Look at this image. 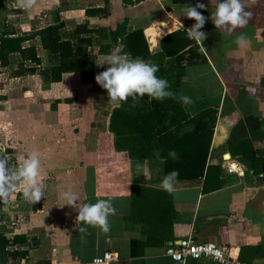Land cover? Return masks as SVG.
<instances>
[{
	"label": "crops",
	"instance_id": "0c3cea01",
	"mask_svg": "<svg viewBox=\"0 0 264 264\" xmlns=\"http://www.w3.org/2000/svg\"><path fill=\"white\" fill-rule=\"evenodd\" d=\"M197 3L205 5L198 11L206 17L200 43L188 38L185 30L195 21L182 12ZM243 3L252 12L249 23L228 31L212 22L215 0H0L5 38H26L21 47H35L41 60L35 65L12 49L6 65L0 59V157L14 155L19 164L38 153L46 193L30 202L21 191L4 202L3 215L14 228L4 234L26 238L8 247L27 252L16 264H91L107 251L117 254L111 264H174L167 248L188 238L224 245L231 259L264 264V0ZM93 10L98 12L89 14ZM60 23L64 39L92 40L89 84L77 72L52 79L59 58L36 34ZM80 25L89 31L73 35ZM241 33L247 39L242 45L236 42ZM118 45L130 58L134 51L165 72L177 105L155 120L165 131L162 140L154 133L142 140L124 129V117L145 104L141 98L115 107L95 80ZM20 65L36 71L15 76ZM149 146L164 148L165 159L144 151ZM171 149L179 159L168 156ZM205 149L202 174L179 173L172 192L160 187L169 158L198 162ZM66 190L77 193L78 205L110 200L108 231L91 225L79 231L78 209L64 205L60 195Z\"/></svg>",
	"mask_w": 264,
	"mask_h": 264
},
{
	"label": "clouds",
	"instance_id": "9594fccd",
	"mask_svg": "<svg viewBox=\"0 0 264 264\" xmlns=\"http://www.w3.org/2000/svg\"><path fill=\"white\" fill-rule=\"evenodd\" d=\"M22 7H28L23 3ZM203 3L195 6L186 4L182 8L184 16L193 18L195 23L186 31L189 39L200 43L205 40L206 32L202 30L206 17L198 11L204 8ZM211 19L217 28L234 30L249 23L252 12L244 7L243 0H215V10L211 11ZM237 44L247 42L244 34H240L236 39ZM122 45H118L108 54L105 64L108 67L95 76L96 82L107 90L109 100L115 107H119L121 101H126L128 97L132 102L147 95L148 100H163L172 96L167 79L157 76L159 66L141 57L130 58L129 54L122 53ZM180 99L185 103H190L191 99L187 95H182ZM160 149H154V155L158 159H165L160 155ZM168 156L179 159L175 149L168 152ZM140 166V165H138ZM41 162L39 154L32 152L27 155L15 168L8 160L0 157V202L8 199L9 195L17 188L22 191L23 198L30 202H38L45 198L46 193L40 183ZM178 170L173 169L168 172L160 181V187L168 192L174 190ZM64 205H74L78 209L76 220L83 221L79 231H86L87 225L99 226L103 231L109 229L108 216L114 212L112 202L108 199H97L94 203H83L78 205L77 193L72 190L61 192Z\"/></svg>",
	"mask_w": 264,
	"mask_h": 264
},
{
	"label": "trees",
	"instance_id": "16d2710c",
	"mask_svg": "<svg viewBox=\"0 0 264 264\" xmlns=\"http://www.w3.org/2000/svg\"><path fill=\"white\" fill-rule=\"evenodd\" d=\"M97 13L98 10L89 11L90 13ZM64 23H60L58 25L48 26L39 32H37V36L40 37L41 44L43 48L49 51L50 54L57 56L59 58V63L56 66L51 68V75L54 81H59L61 76L67 72H77L81 74L82 80L84 83L89 84L93 81V75L95 72V59L88 52V48L92 43L90 38H79L76 37V41L73 39L67 38L64 39L61 34V29L63 28ZM89 29L87 25H80L76 27L73 32V35L79 36L83 32H88ZM142 34L135 33L133 36L129 35L127 37V42L129 43L131 38H136V35ZM26 38H16V39H7L3 38L1 47H0V59L3 65L7 64V58L11 51H19L22 57L30 58L35 65H39L41 60L37 56V51L35 47L22 48L21 44L24 42ZM15 45V47H14ZM147 48V45H146ZM5 49V52H4ZM148 52V49H147ZM132 58L141 57L137 55L134 51L131 52ZM180 57V55H177ZM36 71L35 68L24 69L23 65H20V68L16 71V75H23L25 73H34ZM164 70L159 69L156 73L157 76L165 77ZM175 88V94H176ZM141 101H144L142 106L133 108L131 114L124 117L122 120V124L124 129L128 128V130L134 134L135 132L139 135L143 136L142 140L150 141V136L152 133L158 134L160 140H162V135L165 131L157 130V127L154 125L155 120H160V118L164 117V113H169L176 105L177 98L169 96L168 98H164L161 101H157L155 99L149 101L147 95H145ZM158 117V118H157ZM111 128L114 131V126ZM168 129V128H167ZM116 132V131H115ZM167 134V133H166ZM120 138L122 135L118 134ZM146 137V138H145ZM165 137V136H164ZM150 143V142H149ZM120 147V146H119ZM154 149H160L164 151V148H158V146H149L144 148V151L154 154ZM192 150V149H191ZM207 158V149H205L203 156L199 161H189L185 163L176 164L171 158L167 161L168 172L173 169L178 170L179 173H192V171H197L202 174V171L206 164ZM197 173V172H194ZM25 243L26 238L23 236H16L14 240H10L4 234L0 233V262H12V264H16V260L18 258H25L27 256L26 251H9L8 247L12 246L16 243Z\"/></svg>",
	"mask_w": 264,
	"mask_h": 264
},
{
	"label": "built area",
	"instance_id": "2783aa9c",
	"mask_svg": "<svg viewBox=\"0 0 264 264\" xmlns=\"http://www.w3.org/2000/svg\"><path fill=\"white\" fill-rule=\"evenodd\" d=\"M5 34H7L5 30L0 29V47ZM230 169H236L235 165ZM229 251L230 249L224 245L213 242L198 243L188 238L169 246L166 254L171 257L174 264H186L190 259H213L222 264H250L237 259H231ZM116 258V253L107 251L103 255L94 258L91 264H111ZM0 264H12V262H0Z\"/></svg>",
	"mask_w": 264,
	"mask_h": 264
},
{
	"label": "rangeland",
	"instance_id": "374dc122",
	"mask_svg": "<svg viewBox=\"0 0 264 264\" xmlns=\"http://www.w3.org/2000/svg\"><path fill=\"white\" fill-rule=\"evenodd\" d=\"M166 28V27H165ZM165 28L163 29L162 28V26L160 27V29L164 32V33H166L165 31ZM7 36V34H5V37ZM7 149V148H6ZM11 149V148H10ZM10 149H8V150H10ZM4 158H5V156H3ZM7 159V158H6ZM8 160V162H9V164L13 167V168H15L17 165H18V163H14V162H12V160L14 161V160H16V156H12V158H11V160H9V159H7ZM21 193V189L20 188H17L14 192H12L11 194H16V193ZM18 199V198H17ZM4 202L5 201H2V202H0V233H2V234H4L5 232H8V230L7 229H9L12 225H10V223L11 222H9V220H7L6 219V216H4L3 215V205H4ZM13 201L11 200V203H12ZM6 204H8V203H6ZM13 204V203H12ZM8 205H6V207H7ZM8 208H6V210H7ZM5 212V211H4ZM10 219H13V218H11L10 217ZM11 221V220H10ZM12 224V223H11ZM13 229L14 228H10V230H12L13 231ZM15 232H11V233H8L7 235L9 236V237H12V236H14L15 234H14ZM7 238H8V236L6 235V234H4Z\"/></svg>",
	"mask_w": 264,
	"mask_h": 264
}]
</instances>
